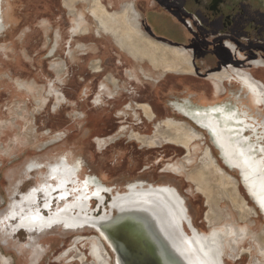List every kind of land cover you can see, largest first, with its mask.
Masks as SVG:
<instances>
[{
  "label": "rangeland",
  "instance_id": "rangeland-1",
  "mask_svg": "<svg viewBox=\"0 0 264 264\" xmlns=\"http://www.w3.org/2000/svg\"><path fill=\"white\" fill-rule=\"evenodd\" d=\"M101 2L102 6L98 11L92 10L94 0H78L72 7L68 6L67 0H12L10 3V20L13 23L9 24L7 26L9 28L0 36V212L4 211L0 213V219L2 220L8 209L10 192L15 187L12 178L6 176L7 170L13 168L14 179L20 178L28 161L40 158L55 147L51 143V136L56 135L54 137L58 140L62 137L64 140L67 136L62 144L67 142L68 148L73 147L74 143L82 147L84 163L87 167H91L93 173L97 174L104 183L118 186L123 190L125 185L138 180L156 184H174L185 196L195 224L202 231L217 226V214L228 207L235 212L239 225L248 226L264 243V219L256 213V211L260 213L261 210L246 192L238 173L224 166L207 131H203L204 135L196 128H192V125L183 124L171 117L176 115L171 109V107L177 108L176 103L186 104L191 108L221 104L216 91L214 90L215 94L211 95L209 84L192 75L193 73L185 76L173 73L180 72L177 69L180 70L183 64L182 58L185 55L180 51L183 47L179 50H167L159 45L161 46L159 48L154 41L161 42V40L151 36L145 29H140L138 13L143 15L144 22L151 9V1L101 0ZM3 3L5 5L4 0ZM140 3L145 9L140 8ZM105 10L108 18L103 14ZM123 25L127 35L134 40L136 50L142 52V57H137L131 49L126 48L119 41L121 31L118 28ZM82 26L88 27V34L82 33ZM108 30L111 33L107 32ZM77 32L80 35L72 41V36ZM70 44L71 48H69ZM54 47L57 48L56 54L50 56ZM122 48L126 50L128 59L131 54L139 60L132 62L127 60L124 64L126 69L131 70L137 77L135 83L126 80V83L121 82V84L129 87L133 85L130 89L137 88V91L139 90L137 94H140V99L137 101L147 103H138L137 108L140 107L144 111L143 105L152 106L157 118L150 122L145 118V111L144 115L140 110L139 115L143 122L136 125L134 123L140 122L141 119H137L131 112H125V115L134 117L132 122L126 123L127 133L124 132L119 141H110L111 147L105 154L99 153L94 156L91 136L86 124L89 108L83 101L85 92L89 93L92 84L87 79L90 76L89 66L94 58L119 59L125 54ZM84 53H89V56ZM155 55L169 56L170 61L173 62L171 66L176 70L155 67L149 58ZM61 63L63 69L55 72L54 69ZM103 67L106 68L105 73H109L104 75L105 78H101L104 82L110 74L116 76L121 72L115 64L105 62ZM58 75L61 77L58 78ZM55 79L57 81H54ZM211 80L214 83L212 78ZM59 86L61 93L66 97V101L61 104L62 107L59 105L55 110L54 101L49 106L48 103L37 104L41 94L47 95L46 98H52L48 96L52 94L51 89ZM187 100L191 103H186ZM242 100L241 103L238 102L241 107L244 104L249 110L253 109L252 113L255 116L264 118V109L256 107L245 98ZM131 105L133 110L136 109L133 103ZM191 108H188L189 111ZM121 109L119 103L110 106L103 103V108L97 111L101 120L96 123L91 121L89 124H101L104 115L107 118V127L110 128V133H113L116 127L125 125L119 119ZM176 117L181 118L179 115ZM184 120L188 121L186 118ZM156 123H158L157 127ZM156 130L158 132L155 134ZM132 133L148 137L149 142L142 143L131 136ZM151 137L155 141L154 144H150ZM116 141L118 142L112 144ZM188 141L190 145L183 144ZM186 157H192L194 163L189 166L190 170L183 169L178 172ZM160 159L162 161L157 164ZM120 161L122 163L125 161V164L120 166L117 163ZM217 163L223 168L218 167ZM142 164L158 171L142 173L138 170V165ZM161 167L160 172L165 174L159 173ZM224 168L237 180L239 179L240 188L235 178ZM244 198L256 210L255 212L252 210L250 217H245L243 212ZM2 231L3 229L0 233ZM98 235L89 228L74 232L54 229L41 237L43 242L46 241L44 252L47 256L41 263H39L41 259H38L32 264H96L90 254V247L99 242L98 238L103 247L109 250L110 255L106 256L103 249L105 256L103 264H113L112 252ZM2 236L0 234V264H31L30 260H25L20 252L22 242L14 240L19 248L14 244L5 245V235ZM20 240L26 239L21 236ZM251 245L253 242L248 239L241 249L243 247L247 249ZM75 246L80 247L78 254L74 250ZM242 258L238 263V258L228 259L227 264H258L256 260H262L255 249L252 253L244 252Z\"/></svg>",
  "mask_w": 264,
  "mask_h": 264
},
{
  "label": "flooded vegetation",
  "instance_id": "flooded-vegetation-1",
  "mask_svg": "<svg viewBox=\"0 0 264 264\" xmlns=\"http://www.w3.org/2000/svg\"><path fill=\"white\" fill-rule=\"evenodd\" d=\"M67 1L69 3L68 6L70 7L76 4H73L71 0ZM95 1L96 0H94V2ZM144 1L146 0H143V2ZM149 1H151V9L144 22L143 15L138 13L140 29H145L146 32L151 34V36L159 38L161 42H154L162 47L168 48L169 50H179L183 47V49L180 50L185 55L182 58L183 64L180 70L177 69V71L180 72L173 73L179 76L193 73L192 75L202 79L205 83H208L210 87L209 89L211 90L210 94H215V90L218 100L222 102L218 105H204L201 108H191L186 104L180 103L178 108L175 104L177 108L171 107L172 111L176 113L175 116H171L173 120L178 119L179 122H183V124H190L192 125V128H196L205 135L203 131L206 130L201 128L198 129L197 125H194L190 119L179 112L190 115L194 119H197V117L201 119L199 114L202 113V111L207 110L214 114L218 122L216 127H221V124H229V122L232 124L235 123L234 121H231L232 119L228 114L222 110L228 108L226 110L234 115L237 107L242 108L238 103L243 101L242 98L247 99L248 102H252L256 107L264 109V103L260 101V97L250 94L248 90V84L253 83L258 92H264V0ZM140 8L145 9L142 3H140ZM140 11L143 12L142 9H140ZM71 12L75 14L74 11ZM103 14L106 18L109 17L106 10ZM123 21L125 22V19ZM110 22H112V20ZM124 26L125 25L120 26L118 29L122 30L121 27ZM81 29L82 33L88 34L89 30L87 26H82ZM107 32L110 31L108 30ZM79 35L80 34L77 32L75 36H72V41ZM118 39L126 48L131 49L137 57H142V52L136 50L134 40H131L127 35V31H121ZM69 48H71V44ZM124 53V56H121L119 59L94 58L89 66L90 72H88V74L90 76L87 77V79H89L92 84L90 85L89 93L87 91L85 92V99L83 101L86 102V105L89 108L87 111L89 113L87 115L88 121L86 124H88L87 129L89 131V136H91L92 143H90L93 145L92 154L94 156L99 153L105 154L111 147L109 146L110 141L120 140L121 135L126 132L128 126L126 123L132 122L134 117L132 115H125V112H131L137 119H139L141 111L143 113L145 111L148 116L147 117L144 113L145 118H148L150 122L155 121L154 118H157L152 106L143 105L142 107L144 111L140 107L137 108L136 104L138 103L147 104L137 101L140 99V94H137L139 93L137 88L130 89L133 85L129 87L121 84V82L126 83V80L135 83L137 77L131 70L126 69L124 64H126L127 60L131 62L133 60H139L131 54H129L128 59L126 56V50H124ZM84 55L89 56V53H84ZM151 57L152 56H149L150 59ZM165 57L170 59L169 56ZM105 62L117 65L121 72L116 76L110 74V77L106 78L107 81L104 82L101 78L104 77V75L109 74L105 73L106 68L103 67ZM93 65L97 68H94ZM62 67L63 65L61 63L54 71L60 72L63 69ZM168 69L176 70L175 67L172 68V66L168 67L167 70ZM57 77L60 78L61 76L58 75ZM211 78L214 80L216 89ZM84 80L86 81L85 78ZM54 81L57 80L55 79ZM59 84L60 82H58V85ZM24 86H26V84H24ZM31 87L32 86L30 85L29 88ZM59 88L60 86L57 87L56 90L60 91ZM46 91L47 88L45 89V92ZM51 93L53 95V92ZM80 93L82 94V91ZM239 95H241V97L238 99L237 96ZM43 96L47 95L41 94V97ZM62 97L66 100V97L63 94ZM48 99L47 106L55 100L53 97H49ZM201 101L204 102L203 99H201ZM103 103L104 105L107 104V106L119 103V105L122 106V109L119 111L121 113L119 119L121 123L123 122L125 125L116 127V131L113 133H110V128L107 127V118L104 115L102 116V120L104 121H102L101 124L97 123V125H94L97 121L101 120V116L97 111L103 108ZM131 103H133L136 109L133 110ZM186 103L191 102L187 100ZM60 107H62V105H60ZM211 107H214V109L209 110ZM188 108H191V110L189 111ZM217 109L218 112L216 111ZM248 111L254 116V119L248 122V130L243 133L246 134V141L253 145L254 151H256L264 146V118L255 116V114L252 113L253 109H248ZM136 114H138V116ZM177 115L181 118H177ZM182 117H185L188 121L184 120L185 118L182 119ZM91 121H95V123L89 124ZM142 122L141 119L140 122L134 124L138 125ZM176 122L178 123V121ZM202 122L205 123L207 121ZM244 123L243 121H240L236 126L239 124L244 125ZM101 125H104V127ZM157 125L158 123H156V127ZM255 127L257 128L256 132L254 131ZM156 132L158 131L156 130L155 134ZM54 136L56 135L51 136L54 144L51 145L55 147L46 154L41 155L40 158L28 161L22 170V176L20 178L14 179L15 171L13 168L8 169L6 174V176L12 178L15 187L10 192V201L7 203L9 204L7 206L8 209L6 208L7 211L2 217V220L0 219V231L3 229L0 234L1 236L3 234L5 235V245H17L14 240H16V242H22V244H20V252L25 257V260H30L31 264L35 263L38 259H41L39 261V263H41L45 256H47V253L45 254L44 252V244L46 241L43 242L41 237L58 228L67 232L76 231L73 228H66L61 224L54 225L50 228L43 227L41 229L42 222H40V216L48 218L52 216L54 212L61 210L62 206L65 204H89V213L93 211L94 214H99L101 213L104 204H110L112 197L114 196L113 194H116V192H123L122 188L108 185L101 181L98 175L93 173L91 167L86 166L84 163V150L82 147L74 143L73 147L68 148L67 142L62 144L67 136L64 140L63 137L58 140L57 137ZM131 136H134L142 143L147 144L149 142L148 137L146 136L134 133H132ZM241 140L244 141V138H241ZM118 141L113 142L112 144L117 143ZM154 143L155 141L152 139L150 144ZM262 154L264 155V153ZM262 154L259 153L258 156H254L258 162H251V167L249 168V173L246 178L249 189L245 187L248 192L250 190H257L255 188L256 181L258 180L256 176L261 172H263L264 175V167L261 165ZM186 160L187 157L184 161ZM159 161L161 162L162 160H158L157 164L160 163ZM117 163L122 166L125 164V161L123 163L121 161L120 163ZM161 169L162 167L160 168L159 173H161ZM236 169L239 172L237 167L234 168V170ZM138 170L142 173L158 171L151 166H144V164L138 165ZM32 179L35 180L33 181ZM97 180H99V182H97ZM31 181H33V183H30ZM237 181L239 182V179ZM261 182L264 184L263 180H261ZM168 184L169 183H159L158 185ZM125 190L126 189H124V191ZM257 191L261 193L259 190ZM256 199L258 200L260 197L256 196ZM243 201H245V203H243L245 217H250L252 210H254V212L256 210L249 205V202H247L245 198ZM261 202L262 204H258V208L263 212L259 213L256 211V213L260 214L264 219V201ZM97 208H99L98 211ZM235 216V212L228 209V207H225L220 211L217 217V226L222 228L226 233L228 231L233 234V237L230 238L226 255L224 256V264H227L228 259L235 260L238 258L237 263L242 261L243 253H252L253 249H255L257 255L262 257V260H256L258 264H264V243L260 237L252 233L248 226L239 225ZM9 230H11V232H9ZM4 231L5 233H3ZM21 236L26 240L21 241ZM248 239H251L253 245L247 249L245 247L241 249ZM104 245L106 246L105 243Z\"/></svg>",
  "mask_w": 264,
  "mask_h": 264
},
{
  "label": "water",
  "instance_id": "water-1",
  "mask_svg": "<svg viewBox=\"0 0 264 264\" xmlns=\"http://www.w3.org/2000/svg\"><path fill=\"white\" fill-rule=\"evenodd\" d=\"M179 113L207 131L224 166L237 172L243 180L241 173L232 169L226 161L213 132L190 115ZM246 192L252 199V195L247 190ZM153 194L138 198L142 195L133 194L129 190L127 198L119 204H114L113 196L110 204H104L99 214H94L93 211L89 213V204H84L82 210L74 204H65L57 214L61 218L45 228L61 224L76 231L85 228L96 231L112 252L113 264H210L201 257L199 244L194 239L192 228L183 211L175 208L173 204L165 203L162 196ZM256 206L258 208L259 205ZM70 208L74 212L67 218L65 213ZM80 214L82 216L77 217ZM189 234L191 238H188Z\"/></svg>",
  "mask_w": 264,
  "mask_h": 264
},
{
  "label": "bare ground",
  "instance_id": "bare-ground-1",
  "mask_svg": "<svg viewBox=\"0 0 264 264\" xmlns=\"http://www.w3.org/2000/svg\"><path fill=\"white\" fill-rule=\"evenodd\" d=\"M5 5L3 3V0H0V36L7 30V27L9 24H12L11 22V17H10V3L12 2L11 0H4ZM78 0H71L73 4H75ZM102 6L101 0H96L92 6V10L98 11V9ZM11 28V27H10ZM122 30L125 32L126 30L124 27H121ZM119 30V29H118ZM152 43V42H148ZM155 44V43H154ZM56 45V44H55ZM157 47L161 48V46L155 44ZM166 46V45H165ZM169 50L168 48H166ZM56 48L51 49V54L50 56H54L56 53ZM55 53V54H54ZM151 62L157 66V67H162V68H168L169 66L172 65V61H170L169 58L167 57H161L158 55L152 56L151 57ZM94 68L95 65H93ZM55 70V69H54ZM248 90L249 93L255 96L260 97V101L264 103V92H258L256 86L253 83L248 84ZM51 92H53V95L50 94L49 96H52L54 100V107L55 110L59 105L64 103L66 100L64 97H62V94L60 91H57L56 88L53 87L51 89ZM47 96L41 97V99L37 100L38 103H43L47 104L48 103V98ZM241 95L237 96L239 99ZM176 105L180 106L179 103H176ZM218 107V106H216ZM214 109V107H211L209 110ZM218 112V109L216 110ZM228 116L232 119L231 121H234L235 123H230L229 124H221V127H216L218 125V122L214 116L213 113L205 110L200 113V118L197 117V121L204 125L206 128H208L217 138L218 145L222 151L223 156L225 157L226 161L232 166V169L237 167L239 169V172L241 173V176L243 177V184L246 188L249 189L248 183H247V175L249 173V168L251 167V162H258L257 159L254 158V156H258L259 153H264V146H262L259 150L254 151V146L251 145L247 140L246 134L243 133L246 130H248V122L250 120L254 119V116L249 113L246 105H243L242 108L237 107L235 109V114L232 115L231 113L228 112L225 108L222 110ZM19 113V112H18ZM202 121H207V122H202ZM240 121H243L244 125L239 124L236 126ZM241 125V126H240ZM255 132L257 131V128L255 127ZM264 136V135H263ZM52 138V137H51ZM241 138H244V141L241 140ZM236 140V141H235ZM53 141V138L51 139V142ZM49 142V141H48ZM53 143V142H52ZM184 145L188 146L189 141L187 143H183ZM262 166L264 167V155L262 154ZM192 157L187 158L186 161L183 162L182 167L178 168V172H180L183 169H188L190 170L189 166H191L194 161ZM204 160V159H203ZM218 167L223 168L221 164L217 163ZM223 170V169H222ZM177 172V173H178ZM227 172V171H226ZM174 173V172H173ZM228 173V172H227ZM230 176L234 177L232 174L228 173ZM258 180L256 181L255 188L259 190L261 193H259L257 190L254 191H249V193L252 195V198H254V201H256V204H262L261 201H264V184L261 182V180L264 181V175L263 172L259 173V175L256 176ZM237 181V179L235 178ZM255 181V180H254ZM237 184L239 186V182L237 181ZM128 188V189H127ZM126 190L123 192H116L114 195L115 202L114 204H119L122 200L127 198L128 196V191L130 190L133 194L137 193L139 195L138 198H144L147 197L149 193H154L153 195L157 194L158 196H162L163 199L165 200V203L167 204H173L175 208H178L183 211L184 217L187 219L189 222L195 241L199 244L202 258L204 260H208L210 264H224V256L226 255V251L228 249V245L230 243V238L233 237L232 233H227L220 227L218 226H212L208 231H202L196 224L193 218V215L191 214V211L189 209V206L187 204V200L185 196L180 192V190L173 184H168V185H158L154 183H147L143 181H138L134 183H129ZM240 188V187H239ZM158 191V192H156ZM163 193H161V192ZM160 192V193H159ZM165 194V195H164ZM257 197H260V199H256ZM161 197V198H162ZM260 201V202H259ZM72 205V204H68ZM74 206L79 207L81 210L84 208V204H74ZM75 208V207H73ZM260 209V208H259ZM261 210V209H260ZM74 212L72 208H70V211L68 213H65L67 215V218L70 217V213ZM262 212V210H261ZM76 213V212H75ZM58 211L54 212V214L48 218H43L40 216V222H42V227H45L46 225H49L50 223L52 224L54 221H57L58 218H61V216H58ZM108 214V213H107ZM82 215H78L77 217H81ZM218 217V214H217ZM79 219V218H78ZM70 225V224H68ZM100 236V235H99ZM188 238L190 237V234L188 235ZM102 241L104 242L103 238L100 236ZM193 239V240H194ZM99 242L95 244L93 247H90V254L93 258V261L96 264H103V259L105 256L103 255V249L105 250L106 256H110L109 252L103 247V244L101 240L98 238ZM105 243V242H104ZM74 250L76 253H79L80 247L75 246ZM83 262V259H81Z\"/></svg>",
  "mask_w": 264,
  "mask_h": 264
}]
</instances>
